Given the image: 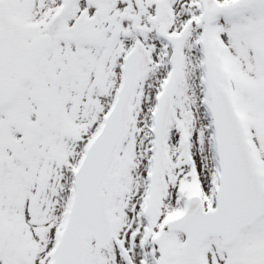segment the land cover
<instances>
[{"label": "snow or ice", "instance_id": "snow-or-ice-1", "mask_svg": "<svg viewBox=\"0 0 264 264\" xmlns=\"http://www.w3.org/2000/svg\"><path fill=\"white\" fill-rule=\"evenodd\" d=\"M0 264H264V0H0Z\"/></svg>", "mask_w": 264, "mask_h": 264}]
</instances>
